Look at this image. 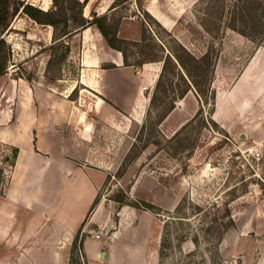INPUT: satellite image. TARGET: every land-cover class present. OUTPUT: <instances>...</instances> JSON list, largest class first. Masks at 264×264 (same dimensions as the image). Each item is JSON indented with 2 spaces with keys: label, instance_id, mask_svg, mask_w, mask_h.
<instances>
[{
  "label": "rangeland",
  "instance_id": "374dc122",
  "mask_svg": "<svg viewBox=\"0 0 264 264\" xmlns=\"http://www.w3.org/2000/svg\"><path fill=\"white\" fill-rule=\"evenodd\" d=\"M25 1L40 7L51 0ZM113 1L88 0L84 15L90 17V12L95 11L112 16L119 21L117 34L125 39H140L146 28L164 54L174 53L177 43L196 56L209 47L214 62L210 83L214 97L202 96L200 100L194 89H190L164 120L152 127L147 112L149 96L142 97L144 106L135 123H131L133 142L137 144L133 153L138 150L139 154L122 173L118 174V169L109 173L98 190L97 204L101 202L106 209L98 221L106 223L92 225L89 218L83 223L84 240L97 248L96 263L160 264L158 247L163 233L171 247L161 264H264V188L260 187V182L264 184L261 39L244 36L228 27L229 7L225 16L217 20L212 13L216 0L210 3L209 21L208 0H142V7L130 0L111 9ZM226 1L231 6L233 0ZM81 31L64 39L69 46L66 59L62 62L53 59L48 66L53 28L38 24L22 13L11 16L0 36L6 42L2 50L6 56L7 82L13 84L16 79L17 89L25 92L22 99L17 97L18 101L39 98L31 92L28 94V86L32 85L50 92L53 101H68L97 125L96 138L101 134L100 124L108 122L121 131L130 130L121 110L115 108V112H109L106 103L101 108L93 105L87 108L88 103L99 102L103 94L86 85L94 83L78 61ZM59 53L60 49L55 57ZM135 58L136 54L129 60ZM158 66V62H149L134 67L146 85V76L151 77L150 91L159 74ZM154 74H157L155 80ZM2 80L0 77V95L6 83H1ZM144 123L145 129L137 137ZM110 130L112 135L114 129ZM111 139L114 137L108 138V145ZM14 147L16 157L12 156ZM18 153V146L0 141V196L5 193ZM78 182L67 197L63 195L64 207L74 217L81 213L86 201L85 187ZM233 186L237 196L231 199L228 190ZM117 198L129 202L142 199L161 209L158 213L136 209ZM130 209H135L136 215L128 216ZM123 212L127 214L121 220ZM214 217L218 222L233 220L220 242ZM96 233L100 234L99 238L95 237ZM93 240H101L102 245H95ZM81 256V262L87 264L84 253Z\"/></svg>",
  "mask_w": 264,
  "mask_h": 264
},
{
  "label": "crops",
  "instance_id": "0c3cea01",
  "mask_svg": "<svg viewBox=\"0 0 264 264\" xmlns=\"http://www.w3.org/2000/svg\"><path fill=\"white\" fill-rule=\"evenodd\" d=\"M49 5L46 2L40 7L47 9ZM80 35L78 61L94 83L85 84L103 94L104 100L90 102L87 108L108 104L109 112L121 110L130 130L121 131L108 122L100 124L101 134L96 138L97 125L68 101H53L50 92L35 85L28 86V94L38 99L18 101L17 97L22 99L25 92L17 89V80L8 84L6 72L0 75L1 83L6 82L0 95V141L19 147L5 193L0 196V253L13 254H0V264H68L72 240L85 217L90 213L87 218L92 225L106 223L98 221L106 210L101 202L90 212L89 209L108 174L118 169L133 143L131 123L138 119L152 81L147 75L146 85L133 65H124L121 52L110 48L95 26L86 27ZM104 63L116 66L104 68ZM158 64L159 72L161 63ZM112 128L114 133L110 135ZM78 181L85 187L86 201L81 213L74 217L64 207L63 195L67 197ZM134 211L130 209L128 216L136 215ZM122 214L121 220L127 212ZM93 243L102 245L101 240ZM96 250L92 242L83 241L87 264H97Z\"/></svg>",
  "mask_w": 264,
  "mask_h": 264
},
{
  "label": "trees",
  "instance_id": "16d2710c",
  "mask_svg": "<svg viewBox=\"0 0 264 264\" xmlns=\"http://www.w3.org/2000/svg\"><path fill=\"white\" fill-rule=\"evenodd\" d=\"M87 1L88 0H51L48 8L42 9L25 0H0V36L6 30L10 17L16 13H22L38 24L51 26L53 28L52 44L49 46V48L52 49V56L47 62L48 66L53 59L57 62H62L66 59L69 53V46L64 42L65 38H69L82 29L92 25L99 30L110 48L121 52L124 65L140 67L149 62L161 63V69L153 89L151 91H146V94L149 96L147 112L151 127L159 125L176 107V103L184 98L190 89H194L200 100L202 96H208V99L211 98V96L214 97V92L210 84L213 76L214 62L212 63L213 58L209 47L208 51L196 56L183 44L177 43L174 53L167 52L164 54L162 47L156 44L152 37L147 34L146 28H143L140 39L130 40L122 38L117 34L119 21L113 20L112 16L106 13L97 14L95 11L90 12V17L85 16L84 7ZM129 1L130 0H114L110 8L115 9L117 5H125ZM135 2L142 7V0H135ZM211 2L212 0H208V21L209 15H211L209 13ZM216 2L217 5L212 13L217 20L225 16V9L229 7L228 27L244 36L261 39L260 45L264 46V0H233L231 6L228 5V1L226 0H216ZM204 27L206 28L205 25ZM210 31L211 29L208 25V32ZM5 46L6 42L0 37V75L6 71V56L4 54L5 51L3 52L2 50ZM58 49H60V53L55 57ZM134 54H136V58L130 61L129 57ZM115 66L114 63H104L102 65L104 68ZM145 126L146 123L142 124L137 137L142 134ZM155 142L157 143V141ZM136 145V141H134L118 168V174L122 173L129 162L138 156V150L133 153V149L137 147ZM16 154L17 148L14 147L12 156L16 157ZM1 171L0 169V180ZM260 187L264 188V184L261 182ZM228 193L230 198L234 199L237 196L235 186L229 188ZM116 200L122 204H129L136 209L142 208L154 213H158L161 209L160 206L142 199L131 202L127 201L125 198H117ZM97 202L98 199L96 197L89 212L95 207ZM217 220V217L213 218V221L217 223L214 225V228L217 232V239L220 242L224 230L230 225H233V220L229 219L227 221H222L221 219L219 222ZM82 227L83 223L76 230L72 240L69 251V264H83L80 260V255L83 256L82 247L86 234L82 232ZM170 247L171 243L168 237L166 238L162 233L158 247L160 264L168 254L167 250Z\"/></svg>",
  "mask_w": 264,
  "mask_h": 264
},
{
  "label": "built area",
  "instance_id": "2783aa9c",
  "mask_svg": "<svg viewBox=\"0 0 264 264\" xmlns=\"http://www.w3.org/2000/svg\"><path fill=\"white\" fill-rule=\"evenodd\" d=\"M95 237L99 238L100 237V234L99 233H96L95 234Z\"/></svg>",
  "mask_w": 264,
  "mask_h": 264
},
{
  "label": "water",
  "instance_id": "95a60500",
  "mask_svg": "<svg viewBox=\"0 0 264 264\" xmlns=\"http://www.w3.org/2000/svg\"><path fill=\"white\" fill-rule=\"evenodd\" d=\"M102 254H104V252H102Z\"/></svg>",
  "mask_w": 264,
  "mask_h": 264
}]
</instances>
